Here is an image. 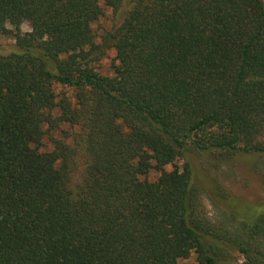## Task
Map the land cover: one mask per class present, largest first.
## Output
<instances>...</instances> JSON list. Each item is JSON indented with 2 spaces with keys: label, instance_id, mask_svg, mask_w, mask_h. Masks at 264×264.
<instances>
[{
  "label": "trees",
  "instance_id": "16d2710c",
  "mask_svg": "<svg viewBox=\"0 0 264 264\" xmlns=\"http://www.w3.org/2000/svg\"><path fill=\"white\" fill-rule=\"evenodd\" d=\"M0 35V264H264V204L213 222L190 166L165 170L264 159L263 0H0Z\"/></svg>",
  "mask_w": 264,
  "mask_h": 264
},
{
  "label": "rangeland",
  "instance_id": "374dc122",
  "mask_svg": "<svg viewBox=\"0 0 264 264\" xmlns=\"http://www.w3.org/2000/svg\"><path fill=\"white\" fill-rule=\"evenodd\" d=\"M127 8L128 3L116 12L105 7L103 17L93 25L98 43H100L101 35L104 32L111 30L122 21ZM29 31V24L24 22L20 26V33L25 34ZM17 52L19 50L16 47L15 40L11 36L0 35V53L8 55ZM115 64V52L113 49H109L99 57L98 61L93 63V67L103 76H112ZM62 90L61 86H55L56 93H60ZM67 95L72 96L71 91L67 92ZM61 129L68 130V127L61 126L55 132L57 137L62 135ZM70 132L73 131L69 130ZM43 143V150L49 151L52 149L48 137L44 139ZM263 161V157L259 155L239 153L231 160L223 162L214 158V156L198 155L191 151L187 152L185 159L175 161L173 165L166 166L165 170L167 172L175 168L182 170L185 163L190 166L193 184L200 190L202 211L211 221L216 222L224 219V213L229 215L231 202H245L255 206L264 204ZM158 175L156 171H150L142 179L152 182L157 179ZM229 261L230 264H241L243 258L238 253H233ZM187 262L194 263L195 255H192Z\"/></svg>",
  "mask_w": 264,
  "mask_h": 264
}]
</instances>
